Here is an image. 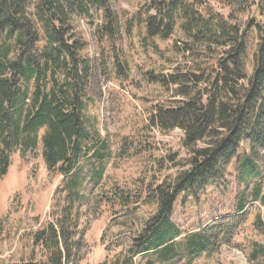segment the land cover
<instances>
[{"label": "trees", "instance_id": "1", "mask_svg": "<svg viewBox=\"0 0 264 264\" xmlns=\"http://www.w3.org/2000/svg\"><path fill=\"white\" fill-rule=\"evenodd\" d=\"M82 20L98 44L111 43L113 68L126 80L129 66L118 46L123 24L125 34L136 28L142 47L161 56L158 41L174 39L178 56L169 73H146L170 95L151 107L146 126L180 129L187 156H171L175 176L143 183L136 195L116 183L107 189L124 234L113 264H193L232 244L248 205H264V0H147L123 24L110 0H0V177L14 154L40 146L48 172L62 177L50 221L33 234L34 250L14 264H79L82 208L105 188L113 153L90 106L109 63L87 52ZM233 183L241 188L221 213L191 229L174 220L178 205ZM142 205L153 207L146 217ZM254 223L264 232L259 215ZM244 251L250 263L264 264V244Z\"/></svg>", "mask_w": 264, "mask_h": 264}, {"label": "rangeland", "instance_id": "2", "mask_svg": "<svg viewBox=\"0 0 264 264\" xmlns=\"http://www.w3.org/2000/svg\"><path fill=\"white\" fill-rule=\"evenodd\" d=\"M146 1L110 0L120 14L122 24ZM81 27L89 40L87 52L109 63L106 73L102 70L99 73L101 95L91 104L90 112L99 117V128L110 141L113 158L106 171L105 188H96L90 208H82L80 229L85 230V244L79 264H113L124 249V244L120 245L124 234L119 235L120 226L114 223L116 216H113V210L107 203V189L116 183L136 195L143 183L155 184L175 176L177 168L172 166L171 156H187L181 145L183 132L180 129L162 133L146 126L151 107L170 98L160 86L147 80L146 73L162 70L169 73L178 56L171 50L174 39L158 41L160 47L166 50L161 56L142 47L136 28L132 37L125 34L123 24L118 46L122 47L123 59L129 66L126 80L119 77L113 68L111 43L105 41L103 46L98 44L92 38V27L84 20ZM123 149L124 157L119 155ZM162 160L164 166L161 168L158 161ZM61 181L62 177L48 172L41 146L25 157L19 152L13 155L8 174L0 177V264L29 259L34 250L33 234L50 221L52 197ZM238 188L241 187L234 183L229 190L224 185L210 186L198 202H189L184 208L178 205L174 220L190 229L206 222L233 204ZM247 209V221L232 244L203 254L193 264H252L244 249L250 250L253 242L264 244V232L257 230L254 223L258 215L264 220V205L255 202ZM152 211V206L142 205L139 215L146 217ZM35 249L36 258L41 259V248Z\"/></svg>", "mask_w": 264, "mask_h": 264}]
</instances>
